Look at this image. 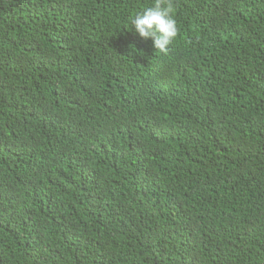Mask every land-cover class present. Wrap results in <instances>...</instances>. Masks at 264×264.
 I'll use <instances>...</instances> for the list:
<instances>
[{"label":"trees","instance_id":"obj_1","mask_svg":"<svg viewBox=\"0 0 264 264\" xmlns=\"http://www.w3.org/2000/svg\"><path fill=\"white\" fill-rule=\"evenodd\" d=\"M0 0V264H264V0Z\"/></svg>","mask_w":264,"mask_h":264},{"label":"clouds","instance_id":"obj_2","mask_svg":"<svg viewBox=\"0 0 264 264\" xmlns=\"http://www.w3.org/2000/svg\"><path fill=\"white\" fill-rule=\"evenodd\" d=\"M173 12L170 0H156L152 7L131 17L130 24L140 37L144 40L151 39L154 49L163 53L178 35Z\"/></svg>","mask_w":264,"mask_h":264}]
</instances>
